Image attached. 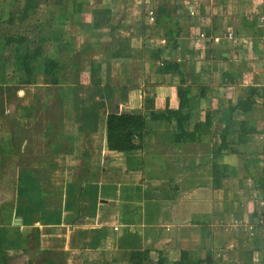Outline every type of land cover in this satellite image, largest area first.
I'll return each instance as SVG.
<instances>
[{"label": "crops", "instance_id": "obj_1", "mask_svg": "<svg viewBox=\"0 0 264 264\" xmlns=\"http://www.w3.org/2000/svg\"><path fill=\"white\" fill-rule=\"evenodd\" d=\"M46 1L52 14L38 36L51 39L58 84L43 73L27 84L14 44L0 46V86H19L1 95L0 166L14 169L15 185L9 195L0 185V229L26 264H264V0ZM228 29L249 42L232 45ZM175 61L181 72L164 69ZM182 78L183 132L196 140H176L173 123L147 118L141 149L107 148L112 105L175 109ZM249 88L255 102L241 111ZM222 134L228 150L216 154ZM23 157L40 165L30 166L42 183L31 224L15 214ZM50 176L62 184L56 198Z\"/></svg>", "mask_w": 264, "mask_h": 264}, {"label": "trees", "instance_id": "obj_2", "mask_svg": "<svg viewBox=\"0 0 264 264\" xmlns=\"http://www.w3.org/2000/svg\"><path fill=\"white\" fill-rule=\"evenodd\" d=\"M35 0H26L22 9V17L27 16L31 6L34 5ZM159 12L165 13L166 10L160 7ZM106 14V11H102ZM157 21V20H156ZM245 22V20H244ZM14 43V59L21 62L27 84L35 83V76L37 73H43L47 82L50 84L59 83V74L62 71V66L58 61L51 59L47 56L48 46L51 39L49 37H41L33 44L24 43L23 39L14 36L10 39ZM173 46H176V40L173 38L168 39ZM9 44V43H6ZM181 62H168L166 63L165 70L173 72H181ZM97 72V69H94ZM93 73V69L92 72ZM93 86H99L98 80L91 82ZM19 88L17 85L0 86V117L5 112V105L2 99L5 94V99L13 98L16 90ZM248 96L245 100L239 101L237 107L241 111H247L252 107L255 100L252 98L256 93L255 88L248 89ZM176 94L178 97V106L175 109H164L163 111L146 110L127 112L121 111L119 113H108L105 119V143L109 150L113 151H129L141 149L143 146V133L145 128V121L147 118L163 119L169 123H173L176 131V140H196L198 137H186L183 132V123L189 119V96L190 86L183 78L180 85L176 87ZM2 95V96H1ZM112 100L110 101V103ZM233 109V107H231ZM174 121V122H173ZM243 122L241 123V128ZM221 144L217 149L216 154L227 151L225 144V136L220 135ZM232 151L233 149H229ZM40 172L36 171L33 167L27 166L19 169L17 179V199L18 202L15 208L16 216H22L23 224H31L36 221V216L39 212L32 210L29 202L39 205V193L41 187ZM50 217V216H49ZM49 219V218H48ZM39 220V219H38ZM51 220V219H49ZM7 233L0 229V247L6 239ZM1 250V248H0ZM1 253V251H0ZM137 254L136 252L133 253Z\"/></svg>", "mask_w": 264, "mask_h": 264}, {"label": "rangeland", "instance_id": "obj_3", "mask_svg": "<svg viewBox=\"0 0 264 264\" xmlns=\"http://www.w3.org/2000/svg\"><path fill=\"white\" fill-rule=\"evenodd\" d=\"M10 1L11 0H2V4H1V10H2L1 17L2 18L4 17V20H0V46L1 44L12 43L10 39H12L14 36L21 37L24 43H28V44L35 43L36 40L39 39L38 33H40L41 31V27L43 25L42 23L50 21V15L52 14L51 12L52 7L49 6L46 0H35L34 5L31 6L28 12V15H30L29 19L25 21H20L22 17V9L25 5L26 0H17L16 19L17 17L18 19L12 24H9L7 21L8 19L7 16H8V12L12 11V9H10L7 4L10 3ZM5 2H8V3L4 4ZM40 3H42L41 6H39ZM38 12L39 13L41 12V15L39 14L40 16L37 15ZM37 17H40V18H37ZM39 28H40V31H39ZM240 37H243L246 40L249 39L248 37H244V36H240ZM76 91L77 92L81 91L83 94V93H86L88 89H82V90L76 89ZM20 160L22 164L21 163L20 165L18 164V168H24L27 166H35V167L40 168L39 167L40 165H33L35 164L34 158L23 157ZM37 160L38 162L40 161V159H37ZM2 169H3V165L0 166V185L6 188L5 193L9 195L8 193H11L14 191V185H15V182H13L15 178L14 177L15 175L13 173L14 169L11 168L8 174L7 172L4 173ZM54 174H55V170H54ZM57 182H58V178L56 176H53V177L50 176L49 178H47V188H48L47 190L52 189L54 196L56 195V192L59 190V186H60V184H58ZM60 187L62 188V184ZM14 245H17V244H16V240L12 237H9L3 241L0 247L1 248L0 264H26L27 261H29V260H26V258L25 259L23 258L24 257L22 256L23 253L19 254L20 248L14 249L15 247ZM31 255L34 257L36 263L41 262L43 259L40 254V250H35L34 252L31 253ZM18 256L19 258H17Z\"/></svg>", "mask_w": 264, "mask_h": 264}, {"label": "built area", "instance_id": "obj_4", "mask_svg": "<svg viewBox=\"0 0 264 264\" xmlns=\"http://www.w3.org/2000/svg\"><path fill=\"white\" fill-rule=\"evenodd\" d=\"M188 13L189 14H193L194 13V10L192 9V7H189L188 9ZM150 14L152 15L153 12H150ZM199 37L203 38L204 37V34L203 33H200L199 34ZM224 37L232 44V45H235V46H243L245 44H247L249 42V40H246L245 38L243 37H240L238 35H236L232 29H228L226 31V33L224 34Z\"/></svg>", "mask_w": 264, "mask_h": 264}, {"label": "water", "instance_id": "obj_5", "mask_svg": "<svg viewBox=\"0 0 264 264\" xmlns=\"http://www.w3.org/2000/svg\"><path fill=\"white\" fill-rule=\"evenodd\" d=\"M109 113H119V109L114 107V105L111 106V109L109 110ZM19 220V219H17ZM18 223V222H15Z\"/></svg>", "mask_w": 264, "mask_h": 264}]
</instances>
